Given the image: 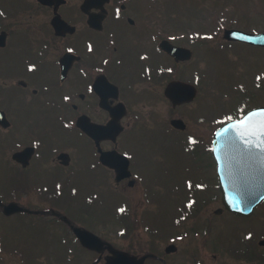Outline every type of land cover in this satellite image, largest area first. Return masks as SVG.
Returning <instances> with one entry per match:
<instances>
[{
	"label": "flooded vegetation",
	"instance_id": "obj_1",
	"mask_svg": "<svg viewBox=\"0 0 264 264\" xmlns=\"http://www.w3.org/2000/svg\"><path fill=\"white\" fill-rule=\"evenodd\" d=\"M158 1L0 0V244L17 243L21 264H28L29 255L67 264L83 256L78 247L105 261L110 251L88 248L78 231L112 244L101 228L111 229L109 220L120 224L121 216L123 225H115L118 233L126 228L132 235V256H147L145 264H184L178 242L187 232L179 217L183 222L197 211L206 194L217 198V129L248 110L218 115L215 105H202L214 101L217 75L212 71L206 90L198 67L184 70L197 65L194 44L168 38L160 17L145 13ZM164 40L190 46L192 57L171 55ZM224 44L263 49L238 40ZM242 72L235 82L243 96L250 90L264 94L259 69ZM174 81L195 86L194 99L175 104L167 92ZM251 158L258 162L259 155ZM182 161L198 181L187 183L185 196L180 175L164 181ZM12 203L19 209L8 212ZM169 204L182 212L172 215L171 225L164 217L155 223L145 216ZM262 206L238 218L253 217ZM137 212L145 215L138 219ZM7 225L15 230L1 229ZM140 227L148 235L145 246H137ZM245 248L242 253L251 257L255 249ZM190 254L196 257L199 248ZM197 262L205 264L200 257L191 264Z\"/></svg>",
	"mask_w": 264,
	"mask_h": 264
},
{
	"label": "rangeland",
	"instance_id": "obj_2",
	"mask_svg": "<svg viewBox=\"0 0 264 264\" xmlns=\"http://www.w3.org/2000/svg\"><path fill=\"white\" fill-rule=\"evenodd\" d=\"M148 8L149 6H146L145 13L157 14L160 17L167 37L180 36L181 41L186 44H192L195 41L192 48L195 51L197 65L194 66L192 62L186 64L184 69L186 72L191 73L194 67H198L201 83L206 90L211 84V80L215 78L212 71L217 75L215 78L216 96L214 101L203 100L202 103V105L206 104L207 110L210 109L208 104L210 103L213 106L215 105L218 115L223 110L226 111V114L234 113L236 110V114L244 108L249 109L264 101V94L258 96L252 90H250V94L243 92V96L241 87L235 82L237 79H241L242 70L256 71L259 69L261 76L264 77V49L224 44L222 37L223 29L227 26H239L247 30H264V0H159L152 5V9ZM223 14H225L224 17ZM219 19L222 21L218 22ZM195 35L199 37L194 38ZM214 63H217L215 67L213 66ZM205 93L208 94L209 92ZM9 102L12 107L17 105L16 100L12 99ZM28 115L31 117L33 114L28 112ZM150 137L144 139L149 140ZM167 153H170V151L168 150ZM167 158L170 162L172 159L171 153ZM184 160L190 162L191 158H184ZM182 164L183 161L181 168L173 174L166 172L164 181L166 184H170L174 180L176 182V178L180 175V190L182 193H179L185 196L188 191L187 183H198V181L192 178L194 176H189L186 162H184L183 168ZM172 176L174 179H169ZM161 188H163V185L156 186V189ZM135 194L139 202L140 192ZM204 198L198 205L200 208L186 215L183 222L179 217V221L183 225L182 230L188 233H185L183 239L178 242L184 254V264H191L198 257L204 259L205 264H264V260L263 263L258 262V259L264 254V244L259 245V241L264 239V205L263 208L257 210L253 217L240 219L229 215L228 211L224 212L225 210L219 213V208H222L223 203L218 188L217 198L213 199L212 196L208 197L207 194ZM144 200H146V197H144ZM147 212L148 215L137 212V218L141 219L142 215H145L148 220L152 219L153 222L157 223L156 221H162L164 217L168 225H171L172 215H182L181 209L179 210L172 204L162 210L163 213ZM126 213L122 215L127 216ZM108 223L111 224V229L101 228L102 232H105V238L109 239L116 248L132 254V235L122 231V234L118 233L119 228L115 225L117 223L111 220ZM117 225H123L122 216L120 217V224ZM1 229L12 232L15 227L7 225L2 226ZM194 229H197V231L195 235H192ZM137 232L142 237L136 233L133 234V236L137 235L138 238L142 239V241L137 240V246L138 241L141 242L139 246H145L148 235L143 233L141 227ZM247 233H249L250 239L245 238ZM227 236L230 238H227ZM155 241L157 239L153 238L151 245ZM247 246L255 249L251 257L247 253H239L242 250L246 252L245 247ZM54 247L58 249L57 244H54ZM235 247L237 248L235 249ZM19 248L20 246L17 243L2 244L0 246V264H21L23 257ZM198 248L199 255L197 254L196 257L192 254L187 256L188 251L197 249L198 252ZM78 250L83 256L79 254V257H75L67 264H95L96 252L91 250L83 252L80 247H78ZM235 250H238L237 253ZM258 251L261 252L260 255ZM37 257L40 259L34 260L29 255L28 264H60V260H52V257H43V255H37ZM49 258L50 261H47ZM100 264H105V261L102 260ZM147 264L156 263L148 262ZM158 264L162 263L158 262Z\"/></svg>",
	"mask_w": 264,
	"mask_h": 264
},
{
	"label": "water",
	"instance_id": "obj_3",
	"mask_svg": "<svg viewBox=\"0 0 264 264\" xmlns=\"http://www.w3.org/2000/svg\"><path fill=\"white\" fill-rule=\"evenodd\" d=\"M234 39H245L264 45V33L247 34L242 31L231 33ZM174 55L190 57L189 49L166 45ZM179 57V56H178ZM175 104L192 100L196 89L190 84L174 81L167 90ZM261 120H264V107L251 111L244 119L229 122L221 127L215 137V151L218 161L220 186L226 207L238 214L248 215L264 200V149L257 147L260 141L255 136L245 135ZM253 141L247 145L246 141ZM248 152V156L246 155ZM257 152L261 158L258 162L251 155ZM8 207V212L19 209L15 204ZM79 235L84 244L102 250L104 243L93 233L83 231ZM114 256L107 258V264H144V259H137L127 252L114 250Z\"/></svg>",
	"mask_w": 264,
	"mask_h": 264
},
{
	"label": "snow or ice",
	"instance_id": "obj_4",
	"mask_svg": "<svg viewBox=\"0 0 264 264\" xmlns=\"http://www.w3.org/2000/svg\"><path fill=\"white\" fill-rule=\"evenodd\" d=\"M245 135L255 136L260 141V143L256 146L264 149V120H261L250 131L246 132ZM246 144L252 145L253 141L248 140L246 141Z\"/></svg>",
	"mask_w": 264,
	"mask_h": 264
}]
</instances>
